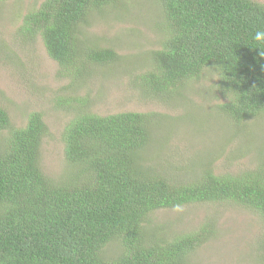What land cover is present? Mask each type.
<instances>
[{
  "label": "trees",
  "instance_id": "obj_1",
  "mask_svg": "<svg viewBox=\"0 0 264 264\" xmlns=\"http://www.w3.org/2000/svg\"><path fill=\"white\" fill-rule=\"evenodd\" d=\"M112 1L43 0L23 16L18 32L23 39L39 36L72 85L90 69L118 60L113 48L88 44L79 30L92 10ZM157 2L165 37L151 51L140 85L162 99L203 70L220 66L215 89L225 99L241 98L238 105L228 100L218 105L227 121L238 128L264 116V57L252 39L264 27V3ZM86 99L68 95L56 101L64 110L77 109L61 132L63 157L72 167L64 182L42 172L41 113H28L25 125L13 128L0 107V131L6 130L0 141V264H186L214 233L211 222L166 237L147 230L153 211L230 202L264 221V162L236 174H215L205 166L191 180L173 181L143 164L155 113L97 115L85 110ZM111 243L117 251L106 256Z\"/></svg>",
  "mask_w": 264,
  "mask_h": 264
},
{
  "label": "rangeland",
  "instance_id": "obj_2",
  "mask_svg": "<svg viewBox=\"0 0 264 264\" xmlns=\"http://www.w3.org/2000/svg\"><path fill=\"white\" fill-rule=\"evenodd\" d=\"M43 0H0V107L13 128L25 125L28 113L40 112L46 134L40 146L42 172L64 182L72 167L63 157L61 132L77 109L56 101L68 95L86 97L85 110L97 115L123 111L153 112L151 141L144 166L167 172L173 181L193 179L207 166L215 174H236L264 162V116L235 127L219 111L227 101L215 89L209 69L186 81L178 93L159 98L145 90L138 76L151 66V51L165 37L157 0H114L92 10L80 25V38L111 47L118 60L90 69L72 85L46 53L39 36L23 39V16ZM264 3V0H258ZM6 130L0 131V141ZM211 222L214 233L186 259V264H264V221L230 202L197 203L153 211L145 225L151 233L171 237ZM106 246V256L117 251Z\"/></svg>",
  "mask_w": 264,
  "mask_h": 264
},
{
  "label": "clouds",
  "instance_id": "obj_3",
  "mask_svg": "<svg viewBox=\"0 0 264 264\" xmlns=\"http://www.w3.org/2000/svg\"><path fill=\"white\" fill-rule=\"evenodd\" d=\"M252 39L257 42V47L255 49L259 50V55L261 57H264V51L260 50V46H264V27L262 28H258L252 35ZM214 73H218V78L216 79H221L219 78V76H222L223 73L220 69V66L216 67L215 71H213ZM227 100L232 103V104H239L241 102V98L239 96L236 97H229L227 98ZM177 210H179V206H177Z\"/></svg>",
  "mask_w": 264,
  "mask_h": 264
}]
</instances>
